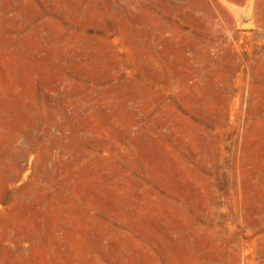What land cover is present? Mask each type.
Instances as JSON below:
<instances>
[{"label": "rangeland", "instance_id": "obj_1", "mask_svg": "<svg viewBox=\"0 0 264 264\" xmlns=\"http://www.w3.org/2000/svg\"><path fill=\"white\" fill-rule=\"evenodd\" d=\"M0 264H264V0H0Z\"/></svg>", "mask_w": 264, "mask_h": 264}, {"label": "bare ground", "instance_id": "obj_2", "mask_svg": "<svg viewBox=\"0 0 264 264\" xmlns=\"http://www.w3.org/2000/svg\"><path fill=\"white\" fill-rule=\"evenodd\" d=\"M240 24H241V23H240ZM252 24H253V23H252ZM252 24H251V25H252ZM256 26H257V25H256ZM247 27H248V26H247ZM249 28H250V27H249Z\"/></svg>", "mask_w": 264, "mask_h": 264}]
</instances>
